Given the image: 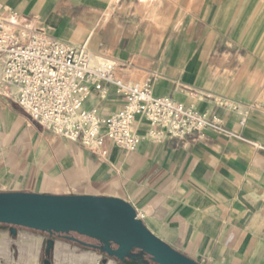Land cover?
<instances>
[{
  "label": "crops",
  "instance_id": "obj_1",
  "mask_svg": "<svg viewBox=\"0 0 264 264\" xmlns=\"http://www.w3.org/2000/svg\"><path fill=\"white\" fill-rule=\"evenodd\" d=\"M0 6L22 30L44 31L112 60L117 79L208 113L220 128L175 138L137 118V150L106 139L102 157L46 130L0 88V192L120 198L152 233L199 264H264V0H0ZM106 88L107 99L94 93L87 101L103 119L125 104L113 85ZM49 238L20 228L12 237L0 225V263L42 264ZM104 259L55 240L52 264Z\"/></svg>",
  "mask_w": 264,
  "mask_h": 264
},
{
  "label": "built area",
  "instance_id": "obj_2",
  "mask_svg": "<svg viewBox=\"0 0 264 264\" xmlns=\"http://www.w3.org/2000/svg\"><path fill=\"white\" fill-rule=\"evenodd\" d=\"M115 68L114 61L85 47H71L44 31L22 30L14 13L0 6V88L53 134L105 157L106 139L121 149L137 150L142 142L133 130L137 118L175 138L220 130L216 117L156 96L149 85L124 83L115 77ZM106 85H113L125 104L103 119L87 101L94 93L107 99Z\"/></svg>",
  "mask_w": 264,
  "mask_h": 264
},
{
  "label": "water",
  "instance_id": "obj_3",
  "mask_svg": "<svg viewBox=\"0 0 264 264\" xmlns=\"http://www.w3.org/2000/svg\"><path fill=\"white\" fill-rule=\"evenodd\" d=\"M0 225L47 233L43 264H52L55 240L99 251L106 259L137 264H199L152 233L127 201L92 195L0 192ZM93 241L87 242L78 237Z\"/></svg>",
  "mask_w": 264,
  "mask_h": 264
},
{
  "label": "rangeland",
  "instance_id": "obj_4",
  "mask_svg": "<svg viewBox=\"0 0 264 264\" xmlns=\"http://www.w3.org/2000/svg\"><path fill=\"white\" fill-rule=\"evenodd\" d=\"M2 226H5V225H2ZM8 227H9V226H8ZM18 229H19V228H18ZM20 229H23V230L29 231V232H31L32 234H35V235H41V236H47V235H48L47 233L37 232V231L29 230V229H26V228H20ZM71 236H75V237H78V238H80V239H82V240H84V241L92 242V243H93L92 240L87 239V238H83V237H79V236L76 235V234H71ZM7 248L9 249L10 246L7 245ZM11 251L13 252V249H11ZM44 259H45V248H44L43 253H42V264H43ZM0 264H1V263H0Z\"/></svg>",
  "mask_w": 264,
  "mask_h": 264
},
{
  "label": "bare ground",
  "instance_id": "obj_5",
  "mask_svg": "<svg viewBox=\"0 0 264 264\" xmlns=\"http://www.w3.org/2000/svg\"><path fill=\"white\" fill-rule=\"evenodd\" d=\"M4 234V233H3ZM3 244V243H2ZM5 244V243H4Z\"/></svg>",
  "mask_w": 264,
  "mask_h": 264
}]
</instances>
